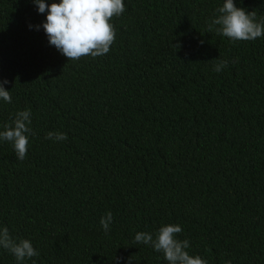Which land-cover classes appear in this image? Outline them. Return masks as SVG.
<instances>
[{"label": "trees", "instance_id": "16d2710c", "mask_svg": "<svg viewBox=\"0 0 264 264\" xmlns=\"http://www.w3.org/2000/svg\"><path fill=\"white\" fill-rule=\"evenodd\" d=\"M224 2L124 0L109 52L68 60L47 11L0 0V132L30 109L34 133L22 161L0 139V228L39 253L0 264H168L134 237L170 224L207 264H264V35L209 32Z\"/></svg>", "mask_w": 264, "mask_h": 264}, {"label": "clouds", "instance_id": "9594fccd", "mask_svg": "<svg viewBox=\"0 0 264 264\" xmlns=\"http://www.w3.org/2000/svg\"><path fill=\"white\" fill-rule=\"evenodd\" d=\"M33 3L39 13L47 11L46 22L42 27L50 45L55 46L68 60H79L83 56L95 58L107 54L116 37L110 20L114 16H120L125 10L124 0H60L59 3L50 5L45 0H33ZM217 12L219 15L209 24V32L219 26L215 28L217 33L232 41H251L264 35V22H256L255 12H246L245 9L237 7L234 0H225ZM228 63L227 60H222L213 70L220 72ZM7 83V80L0 81V98L11 103L10 92L3 87ZM30 117V109L18 111L12 124H5V131L0 132V139L13 143L17 159L21 161L25 159L28 151V136L34 135L28 126L31 124ZM46 138L63 141L68 137L62 132H49ZM112 221L113 215L110 211L100 220L106 234ZM181 231V226L170 224L160 227L155 239L151 233L138 232L134 240L151 245L155 251L163 253L168 264H207L200 256L189 255L186 251L189 241L176 238V234ZM0 247L9 251L18 262L39 255L29 240L14 239L7 227L0 228Z\"/></svg>", "mask_w": 264, "mask_h": 264}]
</instances>
